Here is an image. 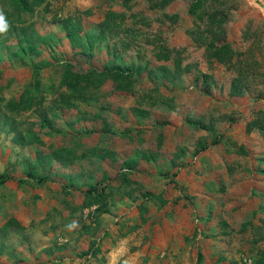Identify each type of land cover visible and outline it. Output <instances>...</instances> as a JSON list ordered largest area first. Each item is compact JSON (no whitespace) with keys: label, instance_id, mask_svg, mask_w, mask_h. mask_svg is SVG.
I'll use <instances>...</instances> for the list:
<instances>
[{"label":"rangeland","instance_id":"1","mask_svg":"<svg viewBox=\"0 0 264 264\" xmlns=\"http://www.w3.org/2000/svg\"><path fill=\"white\" fill-rule=\"evenodd\" d=\"M0 11L9 25L0 34V96L5 101H16L20 94L30 92L35 100L41 97L39 106L21 112L2 108L0 103V174L10 177L0 185L1 264L10 262L7 254L11 250L41 246V231L49 224L37 216L43 209L57 210L56 202L66 196L46 187L43 197L28 173L45 176L44 185L59 183L58 174L68 173L61 166L77 157L76 151L84 147L82 155L88 158L89 149H98L97 137L107 128L103 120L108 131L115 127L132 144L139 136L135 129L140 131L133 126H151L154 121L163 125L169 116L174 121L197 123L207 135L200 149L210 142L218 160L212 167L196 168L200 172L207 168L211 178L217 171L216 190L207 187L198 198L199 192L170 190L171 199L184 200L189 212H196L194 217L205 220L202 225L192 214L188 218L185 264H246L241 256L248 257L250 264H264L263 239L253 243L247 226L241 230L247 201L258 197L256 203L259 200L264 206V0H47L46 5L30 6L24 12L13 0H0ZM65 64L79 73L121 66L130 73V91L115 90L104 80L72 101L77 109L68 110L63 107L66 90L59 86ZM116 108L120 113H114ZM83 126L92 135L84 134ZM161 126H154L155 155H159ZM85 135L87 146L82 144ZM57 150L65 159L62 163L51 156ZM90 152L92 159L98 151ZM145 162L151 163L146 158ZM163 169L157 165L136 170L128 176L131 183L119 186L123 187L118 195L128 194L144 207L159 203L143 194L154 195L147 190L171 182V175ZM230 175L231 181L238 179V185L225 182ZM115 181L120 182L118 173L109 178L108 185L115 187ZM250 183L257 187L254 192L247 186ZM204 197L214 208L202 202ZM8 220H18L22 227L12 223L4 227ZM262 227L255 230L257 237L264 232ZM140 239L135 238L130 251L137 253L136 261L151 264L154 258L155 264H161L164 259L144 253L143 242L137 244ZM141 240L148 242L149 237ZM197 253L201 258L196 262Z\"/></svg>","mask_w":264,"mask_h":264},{"label":"crops","instance_id":"2","mask_svg":"<svg viewBox=\"0 0 264 264\" xmlns=\"http://www.w3.org/2000/svg\"><path fill=\"white\" fill-rule=\"evenodd\" d=\"M107 110L110 109L108 108ZM118 112V108H116L114 113ZM172 118L173 116H169L167 120H163V125L161 121H154L151 126L146 125L144 127H140L144 123L139 124V121H137L139 125L135 126L138 127L133 126V128H140V131L135 129V134H139V136L133 138L132 144L121 138L120 131H117L115 127H111L107 132L101 130L102 136L97 137L99 142L98 149L94 147L89 149L88 158L82 155L85 150L84 147L81 148L80 152L73 149L76 151L77 157L72 158L73 160L61 166L63 169H68V173L61 172L58 174L59 183H47V186L43 183L36 185L38 187L37 192L43 197L47 196L42 192V188L46 187L52 188L54 193L58 191L66 194L63 200L56 202L57 210L48 211L43 209L44 213L42 211V214L37 216L38 220L43 218L42 222L47 220V224H49L47 229L44 228L41 231L43 235L41 237L44 241L41 239V246L34 247L33 250L27 245L25 250L22 251L11 250L7 254L10 262L4 264H139V261H136L138 259L137 253L130 251L132 250L131 246L136 244L133 242L135 238L143 239V236L149 237L148 242L140 239L137 244L139 245L140 241L143 242L144 245L142 247L147 256L156 254L160 259H164L161 264H185V256L189 249L187 242L190 237V222L188 218L192 213L189 212L184 200L178 199L175 201V199H171L170 190L175 187L181 192H199L197 198L204 196L200 193L201 191L205 192L207 187L210 190H216L215 186L219 181L217 179V171L211 178L212 173H209L207 168H202L204 172L197 171L196 168L201 169L205 164H207L208 168L212 167L210 164L214 163L215 165L218 160H215L214 146H211L210 142L203 147L201 146L200 149L199 144L204 138L207 140V135L194 124L195 122H182L179 118L174 121ZM115 124L119 126V122ZM105 126L107 128L109 126L106 121ZM154 126H161L159 131L161 132V137H158L161 142H159L160 145L157 150L159 155L153 154L154 151H152L157 148L156 143H152L153 138H156L154 136ZM82 131H85L84 134L92 135L84 126ZM87 135L81 136L83 146L88 145ZM127 139L130 140V138ZM90 151H98L95 155L96 158L95 156L92 159L89 158L92 153ZM141 154L153 155L140 158ZM219 156L218 159L224 160V155ZM145 158L149 159L151 163L145 162ZM130 159H134L136 162L134 169H132V172L130 171L131 174H135L136 170L138 171L141 168L156 167L157 165L169 172L171 182L166 187H158L159 185H157L156 188L158 189L147 190L153 194L162 192L161 197L164 205L160 206L158 203H152L151 206H146L147 210L144 220H142L144 224H141L139 219L136 201H133V197L125 195H116L111 199L107 212L99 216L97 225L90 224L91 220L86 218L87 214L91 215L94 212L95 205L84 208L81 211V217L78 214L77 216L74 215L78 212H73L72 209L79 207L83 198L82 194L88 185L93 186L100 180L104 184V180L101 179L103 176L107 180L105 184H108L109 178H112L120 171L122 163ZM158 159H161L162 162L158 163ZM214 170L216 169L214 168ZM231 178L232 175L228 176L225 182L231 186L234 185L232 182L238 185V179L237 181H231ZM72 179L73 183L71 182ZM246 182L249 183L248 181ZM117 184L115 181L113 186H118ZM197 184L200 185L195 188ZM247 186H251L253 192L257 189L253 183L247 184ZM67 190L71 194L70 196H68ZM173 191L175 192V190ZM262 191H264V188ZM257 198L254 197L253 201H247L248 211L241 214V217L248 222L247 233H251L254 236H256L255 230L264 224V215L261 214L264 213V206L259 203V200L256 203L255 199ZM201 199H203L202 202H207L208 206L211 205L214 208L211 201H208L205 197ZM243 206L245 207V204ZM43 208L45 207L43 206ZM195 214H192L193 217ZM194 221L201 222L204 225L205 220H202L201 216H199L194 217ZM15 222H18L17 225L19 227H22L20 221L16 220ZM202 225L200 228L203 229L204 226L202 227ZM84 227L88 230H84ZM22 235L27 239L29 238L26 231ZM254 236L250 237L253 238L251 241L253 243L259 237ZM92 246L94 247V253L89 254L88 251ZM2 247L3 243H1L0 251L3 249ZM21 248H24L23 243ZM128 257L129 260L125 261L124 259ZM155 261L153 258L151 264H155Z\"/></svg>","mask_w":264,"mask_h":264},{"label":"trees","instance_id":"3","mask_svg":"<svg viewBox=\"0 0 264 264\" xmlns=\"http://www.w3.org/2000/svg\"><path fill=\"white\" fill-rule=\"evenodd\" d=\"M14 3L17 5V7H20V9L22 10V12L29 10L30 6L31 7H39L40 5H42L47 0H30L29 4H27L26 0H13ZM101 28L104 26H100ZM61 28L63 29V31L65 32V36L67 38H69V31L68 29L65 27V25H62ZM70 40V38H69ZM25 49V48H24ZM26 51V49H25ZM121 66H104L100 71L94 70L93 68H89L85 71H82L83 73H79L78 71H76L70 64H65L63 65V70L59 79V86L64 88V90H66V93H62V97H63V101H65L64 103V108L70 110V109H77L76 105L72 102L75 99L78 100L79 98H81L83 96L84 91H86L87 89H95L98 87V85L104 81V80H109L112 83V86L115 90L118 91H122V92H128L130 91V73L124 72L122 68H120ZM33 86L36 88L38 85L37 83H34ZM33 94V92H30ZM20 94L18 99L16 101H5V99L0 96V103L3 104L2 108H6V107H12L15 108V111H26V110H31V108H35L37 106L40 105V100L41 97H39L38 99H34V94ZM72 102V103H71ZM12 110V109H11ZM78 111V110H77ZM102 111V110H101ZM81 112V111H80ZM83 114V112L81 113ZM7 116V115H5ZM83 116H85L83 114ZM94 118H99L98 116L93 115ZM90 117L91 120H94V118ZM2 120L6 119L4 117V115L2 116ZM42 119V118H41ZM103 123H105V120L102 121ZM195 125L198 126L197 123H194ZM208 133H211L210 128L206 129ZM103 131L107 132L108 129L105 128L103 129ZM212 134V133H211ZM40 140V139H39ZM37 139L36 143L39 145H42L41 141H39ZM61 149H59L60 151ZM57 150V152H54L51 156L54 157L55 160L59 161L60 163L63 162V160H65L61 155L60 152ZM142 157H145V154H141L140 155ZM135 161L134 159H130V160H125L122 165H121V169L118 172V177L120 178V182H118V186L112 187L110 185H108L107 183L105 184V182L107 180H105V177L103 176L101 179L104 180V184L101 183L102 180H100L97 185H90L87 187V189L83 192L82 194V202L79 205V207H75L74 210L72 209V211H76L78 212V216L81 217L82 214V210L84 208H87L91 205H95V209L94 212L90 215L87 214L86 218L87 220H91L90 224L93 223L94 225L98 224L99 221V216L101 214H104L107 212L108 210V205L109 202L111 201V199H113L114 196L118 195L120 188L123 187H119L122 183H126L129 184L131 183V181L129 180L128 176L132 175L130 173V171L132 172V169H134L135 167ZM28 177L31 180L36 181L37 184L42 183L45 179L44 177L41 175V177H37L31 173H28ZM107 179V178H106ZM10 180V177L8 176V174L6 173H1L0 174V185H2L3 183L7 182ZM117 187V188H116ZM123 196H129L128 194H122ZM121 195V196H122ZM162 192L151 195L150 193H144L143 196L145 198L147 197H151L152 199H157V201L159 202L158 204L160 206L164 205V201L161 197ZM130 197V196H129ZM137 203L136 209L138 212V216L139 219L141 221V223L143 222L142 220H144V216L143 213L146 212L147 207H144L142 204ZM154 203V202H153ZM12 223V225H15L17 227H19V225H17V223L13 220H8L6 222V224L4 225V227H8L10 226ZM248 225V222L242 224L241 226V230L244 229V226ZM262 227V225L260 226L259 229H256V231L258 232ZM84 230H88L86 229V227H84ZM203 230L202 228L199 229ZM201 232V231H200ZM199 235V234H198ZM258 240H262L264 241V232L261 233L260 232V236L257 238ZM0 247H1V243H0ZM89 254H93L94 253V247L92 246L91 249H89ZM264 255V254H263ZM201 255L199 253H197V258H196V262L198 260H200ZM248 258V257H247ZM258 258V256H256V259ZM254 264H260L257 263L256 261H254Z\"/></svg>","mask_w":264,"mask_h":264},{"label":"clouds","instance_id":"4","mask_svg":"<svg viewBox=\"0 0 264 264\" xmlns=\"http://www.w3.org/2000/svg\"><path fill=\"white\" fill-rule=\"evenodd\" d=\"M8 23L6 21V18L3 15V12L0 11V34H4L6 33V31L8 30Z\"/></svg>","mask_w":264,"mask_h":264},{"label":"built area","instance_id":"5","mask_svg":"<svg viewBox=\"0 0 264 264\" xmlns=\"http://www.w3.org/2000/svg\"><path fill=\"white\" fill-rule=\"evenodd\" d=\"M241 261L244 262V263H246V264H250V259L247 258V257L241 256Z\"/></svg>","mask_w":264,"mask_h":264}]
</instances>
